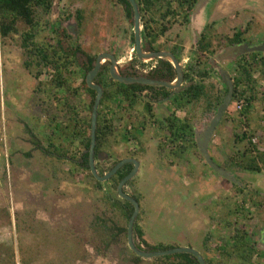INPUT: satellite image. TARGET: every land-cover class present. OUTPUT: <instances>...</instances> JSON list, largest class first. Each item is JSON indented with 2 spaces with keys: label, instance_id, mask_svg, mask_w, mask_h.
Returning <instances> with one entry per match:
<instances>
[{
  "label": "rangeland",
  "instance_id": "1",
  "mask_svg": "<svg viewBox=\"0 0 264 264\" xmlns=\"http://www.w3.org/2000/svg\"><path fill=\"white\" fill-rule=\"evenodd\" d=\"M55 2L56 10H51L45 16L36 40L38 45L59 48L57 44L60 39L63 40L62 49L70 52L75 48L80 49L75 53L76 63L69 65L67 74H64L69 76L67 86L70 92L77 91L75 97H70L64 90L55 92L51 83L54 70L50 66L30 64L19 37L11 35L5 41H0V264H13V261L14 264H22L23 259L25 264H176L160 257L135 261V255L127 247L125 234L116 232L117 228L124 229L126 226L107 200L111 196L119 199L113 183L109 180L101 183V189L95 187L89 172L77 164V158L84 152L82 145L68 135L71 129L84 131L88 135L85 122L89 119L87 105H90L92 98L81 84L87 72L84 69L87 57L109 52L119 60L128 57L132 51L131 22L124 16V6L108 0ZM217 3H220L228 18L219 27V34L216 35V30L209 28L214 46L221 43L223 36H231L247 24L250 32L245 35L246 41L255 43L260 40L255 34L258 31L264 33V0H217ZM77 10L83 17L80 28L76 26V30L73 28L71 32L73 34L63 35L60 28L64 29L66 23L73 20L76 24L74 18ZM187 24L181 17L171 20L169 29L158 43L163 44V49L176 51L184 70L191 67L198 71L200 68L196 66L195 49L186 29ZM23 27L20 23L18 29L22 31ZM128 58L137 63L132 53ZM146 61L149 66L155 64ZM124 62L118 66V74L133 69L135 65L128 59ZM222 66L233 77L234 67L227 68L226 62ZM107 67V61H104L102 68L107 70ZM254 76L258 85L247 119L239 118L236 104L231 103L226 116L219 123L217 137L222 148L217 149V155L224 167L231 162L227 168L235 164L232 160L236 153L240 154L249 147L248 139L235 141L244 132L251 137L252 146L264 152V75L256 73ZM102 80L109 82L106 75ZM193 81L199 82V76H195ZM189 83L186 81L185 86ZM204 83L213 86L211 98L223 94L224 88L217 81L215 72L205 78ZM217 87H221L220 90ZM64 97L69 100L67 104L62 100ZM211 100L194 102L180 115L191 121L194 129H202L215 112L209 109L210 105L215 107L216 103ZM71 106H76L74 109L77 108L80 114L76 119L69 111ZM167 107L168 103L158 107L157 118L163 119ZM127 115L128 112L124 120ZM116 117H107L108 120H115L112 124L114 131L103 148L105 152L101 153V159L106 157L105 154L112 159L100 164L98 170L107 173L116 159L132 154L144 166L148 164L155 168L158 174H154V178L151 174L147 176V171H141L134 182L125 187L128 194L141 198L139 224L147 242L153 245L171 243L177 247L189 238L193 247L207 254L211 264H239L240 260L229 258L218 250L222 248L221 239L228 244L227 249L231 248L230 237L234 236V229L237 228L248 236L251 233L257 253L264 252V248L257 245L255 235L264 223V170L262 175L236 170L240 182L238 186L245 189L242 193L243 190L236 191L232 183L206 166L199 151L192 147L182 162L175 160L169 163L180 170L174 171L171 179L168 176L164 179L161 171L168 161L158 156L162 130L147 126L135 152V141L122 140L119 131L123 122ZM154 119L157 120L156 117ZM80 127L84 129L80 130ZM49 140L59 149V153L76 160H64V155L60 159L49 156L52 152L48 146ZM141 146L145 154L139 149ZM216 147L219 148V144ZM46 149L50 152L46 153ZM200 172L203 175L200 176ZM247 173L252 175L251 181ZM215 176L228 186L227 195L225 191L214 190L217 182L210 177ZM199 180L204 192L203 200L201 202L196 196L189 200L186 197L194 193L193 183ZM184 181L189 182L188 187L184 186ZM248 196L253 202L243 204L245 209L241 213L235 210V215L229 219L233 222L232 227L225 228V221L222 222L221 217L226 218L223 214L227 208L236 209ZM200 202L204 203L200 205ZM196 205L202 207L203 222L199 221V215L195 218L184 215ZM96 216L107 221V228L94 225ZM192 228L197 231L191 232ZM205 239L206 247L203 246ZM11 252L14 260L6 259V254ZM241 253L244 254L243 251ZM252 262L264 264V255H255ZM206 264L209 262L206 261Z\"/></svg>",
  "mask_w": 264,
  "mask_h": 264
},
{
  "label": "trees",
  "instance_id": "2",
  "mask_svg": "<svg viewBox=\"0 0 264 264\" xmlns=\"http://www.w3.org/2000/svg\"><path fill=\"white\" fill-rule=\"evenodd\" d=\"M109 2H119L123 4L124 9V16L132 20L133 13L130 4L127 0H108ZM138 4V9L140 12V26L141 28V40H142V49L147 51H159L163 49V44L158 43L160 38L166 33L169 29V22L174 19H181L184 23H188V19L194 5L198 0H136ZM54 0H0V41H5L11 35L19 37L20 45L24 49L26 56L30 60V64L41 66L46 65L50 66L54 70V74L52 75L51 83L54 86L55 92L64 90L67 91L70 97H75L77 95V91L73 90L70 92V88L67 86L69 76H65L67 74V67L71 64L76 63L75 53L80 52L79 48H75L72 52L62 49L63 40H58L59 48H50L45 46L44 44H37V36L40 31L41 23L44 20L45 16H48L51 10H53ZM83 17L79 11H77V22L76 26L80 28V22L82 21ZM23 24V30L21 31L18 29L19 24ZM209 28L211 25H207L203 30L201 37L196 44L193 46L195 49V62L196 66L200 68V70L195 71L193 68L190 67L187 70L185 69L184 80L189 81L190 83L184 88V90L174 96L171 99V103L175 104L178 108L185 109L188 105L198 102L201 99H212L211 102L215 101V107L209 106L211 110H216L219 104L222 102L227 89L224 88V93L221 95L219 93L218 96H214L211 98V92L213 86H207L204 83V79L209 77L212 69L208 67V60L210 57L215 55L218 51L223 50L227 46L238 45L246 41L245 35L250 32V26L247 24L246 26L238 28L231 36H223L219 42L215 46L213 45V41L209 35ZM63 35L67 36V32L60 28ZM59 29V30H60ZM132 29V28H131ZM133 42V39H132ZM132 53V51H130ZM131 53L128 57L131 56ZM178 62L180 58L174 54ZM120 58L118 60V65H123L125 60H130V58ZM95 57L88 56L87 57V71L93 68V64L95 62ZM137 64L141 66L140 62ZM125 63V62H124ZM261 66V67H260ZM157 69L153 72L154 76H156L160 80L166 81H173L175 72L167 60L159 59L157 61ZM260 73V75H264V53H248L240 56L237 61L235 62V70L234 75L231 77L233 82V97L232 103L236 104L237 102H242V108L238 111L239 118H243L244 120L247 119L249 113L251 112V105L252 101L254 100V90L258 85V80L255 78V74ZM195 76H199L200 81L196 82L193 81ZM104 77L103 73H98L97 78L99 79V84L102 78ZM81 84L84 86L86 94L90 95L92 100L90 105H87V109L91 110L92 105L94 103L95 93L93 90L87 88V85L84 83V80H81ZM103 86V96L100 101V109L97 117V125H96V142H95V154H98L106 147L108 142V138L113 133V122L115 121L113 118L108 120L105 116H101V107L105 103L115 104L118 105L123 111L128 112V122L130 125H133L134 131L136 129H144L147 125V122L150 121L146 115H142L140 117H135L131 115L132 110L134 108V104L137 101V94L136 91L141 89H149L153 92V99L167 97L168 91L164 87H150V86H143L137 84L125 85L120 84L118 82H113V84L109 85L103 81L101 84ZM63 102L64 104L68 103V98L64 97ZM144 103L143 108L147 112V114L152 118V109L149 102L142 100ZM151 101V99H150ZM76 106H71L69 110L72 113V118L76 119L80 116L78 114V110L74 109ZM227 112L224 114L226 116ZM133 120V121H132ZM152 122V121H150ZM91 117L89 115V119L85 122L88 130L90 128ZM154 124H158V121H154ZM162 125L163 130L167 131L170 134L168 137L169 141L167 143H162V145L170 144L174 145L178 142L179 137L184 138L185 141L182 144L183 149H179V144L176 143L175 148L163 151L162 145L158 147V153L161 155L164 160H171L172 157L185 159V155L189 148L195 147V134H194V127L187 118L179 119L173 111L171 114L167 116L164 121L160 122ZM84 128L80 127V130ZM87 130V131H88ZM130 132L128 135L135 138V132ZM83 131L77 130H69L68 135L72 139H77L82 148L86 151L82 154V156L78 159V165L83 167L85 170L89 172L90 177L93 178L89 171L88 166V149L90 146V136L89 132L88 135L84 134ZM81 136L79 138V136ZM248 135L244 132L240 137H237L235 141L242 142L248 139L249 147H246L240 154H235L234 163L230 165L231 167L227 168L231 172H235L236 170L251 172V173H260L264 170V152L259 151L256 147H253ZM140 138H136L137 143L140 142ZM124 141H127L126 136L123 137ZM48 146L52 149L51 153H57L59 159L62 155H64V160H67V156L65 154L59 153V149L54 147L52 141L49 140ZM162 149V151H161ZM46 153H49V150H45ZM181 152V155H180ZM171 153V154H170ZM133 156H135L133 154ZM205 162V161H204ZM228 163L226 164L229 165ZM207 166V164L205 163ZM131 170L130 166H127L120 171L117 172L114 176L111 177L110 182L113 183L115 189L117 188L118 183L120 180ZM94 179V178H93ZM135 179H132L130 182H134ZM95 182V187L97 189H101V184L99 182ZM128 182L126 185H129ZM233 187L236 188V191L244 192L243 186L240 187L237 184H232ZM124 191L126 192L125 188ZM127 193V192H126ZM118 196V195H117ZM134 197V196H133ZM119 198V197H118ZM136 201L139 203L137 197H134ZM108 203L114 209L118 210V214L120 219L123 220L125 226L127 228L128 220L133 212L132 205L122 200L121 198L116 199L114 197L107 198ZM253 199L248 196L247 198L244 197L241 201L242 205L236 207V209H228L223 214L226 218L221 217V221H225V228L232 227L233 222H230L233 215L236 212H243L245 207L243 204L252 203ZM255 203V202H254ZM140 216L137 217L134 228H133V237L135 244L138 248L147 250V251H160V250H167L173 248L171 245H165L158 243L157 245H150L144 239V231L139 226L138 221ZM230 219V220H229ZM220 221V220H219ZM94 225H100V227L107 228V221L101 217L96 216L94 219ZM126 228L124 229H116L117 233H123L126 237ZM222 240V239H221ZM232 243L231 248L227 249L228 244L226 242H222L223 246L221 248V252L228 256L229 258L237 257V260H240L239 264H253V258L255 255H264L263 253H257L256 246L252 243L249 236L245 231L239 230L237 228L234 229V236L231 237ZM207 240L205 239L204 247H206ZM220 250V249H218ZM244 252L242 254L241 252ZM12 253V252H11ZM7 257L10 260H14V255L7 253ZM135 261H140L141 258L135 256ZM160 259L167 260V261H174L176 264H198L195 258H193L189 254H176L161 257ZM8 261V260H7ZM6 261V262H7ZM22 264H25L24 259L21 260ZM14 264V261H13Z\"/></svg>",
  "mask_w": 264,
  "mask_h": 264
},
{
  "label": "water",
  "instance_id": "3",
  "mask_svg": "<svg viewBox=\"0 0 264 264\" xmlns=\"http://www.w3.org/2000/svg\"><path fill=\"white\" fill-rule=\"evenodd\" d=\"M130 4L133 13V23H134V43H135V53L140 61L153 60V59H166L170 62L174 68L177 79L175 82L171 83L166 80H153L144 77H122L118 75L117 66L118 62L115 56L108 52L100 53L96 56L93 68L87 74L86 84L87 86L96 92L95 100L92 108L91 115V125H90V147H89V167L92 176L97 182H105L109 180L119 168L127 163H132V170L124 176L117 185L116 192L119 198L129 202L133 207V212L128 220L126 241L127 246L130 251L137 257L141 259H153L157 257H165L176 254H189L196 259L198 264H206L202 255L195 249L188 247H176L167 250L160 251H147L140 249L136 246L133 237V228L135 220L139 214V205L137 201L128 193L124 191L125 184L130 181L138 172L139 163L135 159H124L118 162L111 170L103 175H99L94 164L93 150L96 142V123H97V110L102 97V88L100 85L95 84L93 79L97 76L104 61L110 62L109 73L110 76L119 83L126 85L139 84L143 86H154V87H164L166 89H179L184 82L183 71L180 63L177 61L176 57L168 51H147L143 50L141 43V27H140V12L138 9V4L136 0H127ZM217 0H198L192 9L187 28L189 31V36L192 46H196L201 34L205 27L208 25V20L212 8L216 4ZM55 2L53 5V10H56ZM76 30V24L73 25ZM72 32V31H70ZM248 53H264V41L258 44L241 43L238 45H232L225 47L222 51L216 53L208 60V67L216 73V79L221 84L222 87H226L227 92L219 104L214 114L212 115L209 123L202 129L195 128V144L201 154L205 163L214 171L218 176L224 178L232 184L240 185L239 180L234 172L228 171L222 166L218 165L209 153V144L215 133L217 126L222 120L224 114L227 112L228 108L232 103L233 97V82L226 68L222 66L223 63H232L237 58ZM262 245H264V232L262 233Z\"/></svg>",
  "mask_w": 264,
  "mask_h": 264
},
{
  "label": "flooded vegetation",
  "instance_id": "4",
  "mask_svg": "<svg viewBox=\"0 0 264 264\" xmlns=\"http://www.w3.org/2000/svg\"><path fill=\"white\" fill-rule=\"evenodd\" d=\"M78 11V10H77ZM77 11L75 12V21L77 20ZM74 21V20H73ZM73 21H70L69 23L71 24H69V23H66V26H65V28H64V30L67 32V34H73V33H71L70 31H73V25L75 24ZM131 22V24H130V26H131V37H130V40H131V43H132V50H133V52H132V55L134 56V57H136L137 59H138V57L136 56V53H135V43H134V23H133V17H132V20L130 21ZM78 23V22H77ZM65 25V24H64ZM141 27V26H140ZM142 28V27H141ZM69 36V35H68ZM132 39H133V42H132ZM141 46H142V43H141ZM164 50H166V51H168V52H170V53H172L173 55L174 54H176V51L174 50V51H172V50H167V49H161V50H159V51H164ZM153 52H157V51H153ZM109 53V52H108ZM112 54V53H111ZM114 55V54H113ZM177 55V54H176ZM115 56V55H114ZM178 56V55H177ZM115 58H116V60H117V62H118V58L115 56ZM238 59V58H237ZM237 59L234 61V62H232V63H227V68H230L231 66L232 67H234V70H235V62L237 61ZM131 61H133V64L135 63V65L133 66V69H128L126 72H124V73H121V74H118L119 76H122V77H144V78H148V79H153V80H159L160 81V79H158L156 76H154V74H153V72L155 71V69H157L158 67H157V61L159 60V59H153V60H150V61H153V63H155V64H153V65H150L149 66V64H147L148 62L146 61H141L140 63H141V66L140 65H138L137 63H136V61L134 62V60L131 58L130 59ZM139 60V59H138ZM162 60H166V59H162ZM178 61V60H177ZM169 62V61H168ZM179 63H180V61H179ZM224 64V63H223ZM107 65H108V67H107V70H104L102 67H101V70L99 71V73H103L104 74V77H105V75L107 76V79H108V83H109V85H111V84H113V82H117L115 79H113L111 76H110V73H109V68H110V62L109 61H107ZM181 65V64H180ZM83 66V65H82ZM87 66H88V63L86 64V65H84V69H86V71H87ZM118 66H120V65H118ZM118 66H117V68H118ZM181 68H182V71H183V76H184V74H185V70H184V68L181 66ZM174 69V68H173ZM117 70V69H116ZM90 72V70H88L87 72H86V75H85V77H84V83L86 84V77H87V74ZM174 72H175V70H174ZM98 75V74H97ZM231 77V76H230ZM176 79H177V74H176V72H175V76H174V79H173V81H171V83H173V82H175L176 81ZM93 82L95 83V84H98V85H100L101 86V88H102V91H104V89H103V86L101 85L102 83H103V80H101L100 82H102V83H100L99 84V80H98V78H97V76L93 79ZM119 83V82H118ZM120 84H123V83H120ZM185 84H186V81L184 80V82L182 83V85H181V87L179 88V89H167V91H168V95H167V97H162V98H157V99H153V92H151L149 89H141V90H139L138 89V91H136V94H137V101H136V103L134 104V108H133V110H132V113H131V115L132 116H134V121H135V119H137V118H135V117H140V116H142V115H146V117L147 118H149L150 119V121H152V122H150V121H148L147 122V125H146V127L147 126H151V127H153L154 129H156V130H162L161 132H163V136H161V139H160V144L162 145V143H167L168 141H169V139H168V137H170V134H168V132L167 131H165V130H163V128H162V125L160 124V122H162V121H164V119L167 117V116H169L170 114H171V111H173L174 113H175V115L179 118V119H184L185 117H182L180 114L181 113H185V109H180V108H178L175 104H172L171 103V99L174 97V96H176V95H178V94H180L183 90H184V88L186 87L185 86ZM220 84V83H219ZM87 85V84H86ZM126 85V84H125ZM137 85H139V84H137ZM221 85V84H220ZM150 87H154V86H150ZM87 88H89L88 86H87ZM155 88V87H154ZM90 89V88H89ZM166 89V88H165ZM219 89V88H218ZM90 90H92V89H90ZM220 90V89H219ZM94 91V90H93ZM94 93H95V95H96V92L94 91ZM224 93V92H223ZM222 94V93H221ZM102 96H103V93H102ZM101 99H102V97H101ZM146 99V101L147 102H149V104H150V106H151V109H152V118L147 114V112L145 111V109L143 108V106H144V103H143V101L142 100H145ZM150 99H151V101H150ZM94 100H95V98H94ZM101 101V100H100ZM169 104V107H167V109L168 110H166L167 111V114H165L164 116H163V119L161 118H157V115L159 114V112H157L159 109H158V107L159 106H162L163 104L165 105V104ZM94 104V103H93ZM92 108H93V105H92ZM92 108H91V110H88L87 109V111H88V113H89V115H90V117H91V115H92ZM99 109H100V103H99V106H98V110H97V117H98V113H99ZM101 111H102V113H101V116L102 117H104L105 116V118L106 117H112V116H117L116 118L119 120V121H121V122H123L122 123V127L120 128V130L122 131H119V133L121 134V138H122V140H123V137L124 136H126V138H127V141H134V140H136V138H141L142 137V135L144 134V130L146 129V127L144 128V129H140V130H137L136 131V129H135V131H134V126L133 125H130V124H128V117L124 120V115L126 114V112L125 111H123V109H121L118 105H115V104H110V103H105L102 107H101ZM125 113V114H124ZM124 114V115H123ZM128 116V115H127ZM156 117V121H158V124H154L153 122L155 121V118ZM133 121V120H132ZM90 125H91V123H90ZM96 125H97V123H96ZM135 132V134H136V137L135 138H133V137H131L130 135H128V133L130 134V132ZM88 132H89V136H90V128H89V130H88ZM160 133V132H159ZM111 135H112V133H111ZM110 135V136H111ZM109 136V137H110ZM195 138V137H194ZM185 139V137L184 138H182V137H179V139H178V142H176V143H178L179 144V149L181 150V149H183L182 148V144L184 143V140ZM140 140V139H139ZM124 141V140H123ZM127 141H124V142H127ZM53 143V142H52ZM176 143L174 144V145H171L170 146V144H167L166 146L165 145H162V149H163V151H165L166 152V150L167 151H169V149H171V148H175V146H176ZM135 144H136V146H135V152H136V150L138 149V144L139 143H137L136 141H135ZM90 147V146H89ZM94 148H95V146H94ZM139 149H142V151H143V153L142 154H145V152L146 151H144V148H142V146H141V148H139ZM162 149H161V151H162ZM197 149V148H196ZM198 150V149H197ZM141 151V152H142ZM86 151L84 150V152H82L81 154H80V156L77 158V162H78V159L82 156V154L83 153H85ZM103 152H105L104 150H102L101 152H99L98 154H95V151L93 150V157H94V164H95V168H96V170H97V172H98V174L99 175H103V174H105V173H101L99 170H98V167H99V165L100 164H102V163H105L107 160H110V159H112L111 158V156H108V155H106L105 154V158L104 159H101V153H103ZM170 152V151H169ZM171 154V153H170ZM180 155H181V152H180ZM49 156H55V157H57L58 158V155H57V153H50L49 154ZM68 158H67V160H70V161H75L76 160V158L74 159L72 156H68V155H66ZM158 156H159V153H158ZM186 156V155H185ZM162 157V156H161ZM161 157H159V158H161ZM139 158V157H138ZM173 159H171V160H167L168 161V164H167V166L166 167H168V168H170V167H174V168H176L177 166L176 165H169V163H173L175 160H178L179 162H182L181 160V158H176V157H172ZM124 159H136V156H133V154L132 155H129V156H124V157H120V158H118V159H116L115 160V163H113V165L111 166V168L110 169H108L107 170V172L109 171V170H111L118 162H120V161H122V160H124ZM162 160H164L163 158H161ZM137 161H138V163H139V166H138V172H137V174L135 175V177H137V175H138V173H140L141 171H147V173H146V175L148 176V175H153V178H154V174H158L157 172L155 173V168H151L148 164L147 165H143V163H142V161H139L138 159H136ZM78 164V163H77ZM88 166H89V149H88ZM127 166H130L131 167V170H132V168H133V164L132 163H127V164H125V165H123L121 168H119L118 170H117V172L118 171H120L121 169H123V168H125V167H127ZM165 167V168H166ZM150 169H152V171L150 170ZM130 170V171H131ZM89 171H90V167H89ZM129 171V172H130ZM117 172L115 173V174H117ZM128 172V173H129ZM151 172V173H150ZM91 173V172H90ZM127 173V174H128ZM114 174V175H115ZM126 174V175H127ZM92 175V174H91ZM113 175V176H114ZM125 175V176H126ZM135 177L134 178H132V179H135ZM94 178V177H93ZM152 178V179H153ZM111 179V178H110ZM109 179V180H110ZM131 179V180H132ZM94 180H95V178H94ZM109 180H107V181H109ZM130 180V181H131ZM96 181V180H95ZM130 181H128V182H130ZM97 182V181H96ZM106 182V181H105ZM127 182V183H128ZM100 184L101 183H103V182H99ZM126 183V184H127ZM126 184H125V186H124V188L126 187ZM117 193V192H116ZM133 197V196H132ZM134 197H137L138 198V200H139V203H138V205H139V214H138V216H140V218H141V208H142V201H141V198L140 197H138L137 195L136 196H134ZM133 197V198H134ZM135 199V198H134ZM136 200V199H135ZM125 201V200H124ZM116 212L117 213H119L118 212V210L116 209ZM137 216V217H138ZM137 219V218H136ZM140 220V219H139ZM136 221V220H135ZM135 224V223H134ZM138 224H139V221H138ZM262 225L263 226H261L258 230H257V233L255 232V235H256V237H257V240H256V243H257V245H259V247H261V248H264V245H262L261 243H262V233L264 232V223H262ZM139 226H140V224H139ZM141 227V226H140ZM142 228V227H141ZM127 229V228H126ZM126 232H127V230H126ZM250 235H249V238H250V240H251V236H252V234L251 233H249ZM230 239H231V237H230ZM229 239V240H230ZM223 240L224 239H222V240H220L221 241V243L223 242ZM225 241V240H224ZM126 243H127V241H126ZM149 243V242H148ZM204 243H205V240L203 241V246H204ZM150 244V243H149ZM150 245H153V244H150ZM222 246H223V244H222ZM128 247V246H127ZM177 247H183V246H177ZM221 246H219V248H220ZM173 248H176V247H174L173 246ZM188 248H192V249H195L194 247H189L188 246ZM172 249V248H171ZM130 250V249H129ZM196 250V249H195ZM198 251V250H197ZM219 251H221V249L219 250ZM201 255H202V257H203V259H204V261H205V263H206V261H207V263L209 262V264H211V262H210V260L207 258V254H205V253H203V252H200V251H198ZM261 253H263V252H261ZM161 258V257H160ZM194 258V257H193ZM237 259V257L235 258V260Z\"/></svg>",
  "mask_w": 264,
  "mask_h": 264
},
{
  "label": "crops",
  "instance_id": "5",
  "mask_svg": "<svg viewBox=\"0 0 264 264\" xmlns=\"http://www.w3.org/2000/svg\"><path fill=\"white\" fill-rule=\"evenodd\" d=\"M228 18V16H227V14L226 13H224V11L222 10V8L220 7V3H217L216 2V4L214 5V7L212 8V11L210 12V16H209V20H208V24H209V26L211 25V28H213V29H215L216 30V35L217 34H219L221 31H219V27H221V24L223 23V22H225V19H227ZM186 29L188 30V28H187V26H186ZM262 29H263V31H264V26H262ZM235 32V31H234ZM260 32L261 31H258V33L257 34H255V37H257V38H259L260 40L259 41H257V42H255V43H252V42H245V43H249V44H252V45H254V44H258V43H260V42H263L264 41V33L262 34H260ZM223 33V32H222ZM225 34H227L228 35V33H226L225 32ZM260 34V35H259ZM214 56V55H213ZM211 58V57H210ZM209 58V59H210ZM231 68H232V66H231ZM211 76V75H210ZM262 83V82H261ZM217 88H221V87H217ZM263 104H264V101H263ZM221 122H222V120H221ZM221 125V124H220ZM220 125H218L217 126V128H216V130H215V133H214V135H213V137H212V139H211V141H210V144H209V153H210V155H211V157L213 158V160L218 164V165H220V166H222L223 168H225L226 170H228L227 168H226V166L224 167V165L222 164V162L218 159V155H217V153L219 152L217 149H221L222 148V146H220V142L218 141L219 140V137H217V136H219L218 135V130H219V128H220ZM216 137V138H215ZM219 144V148H217L216 146ZM178 170H180V169H178ZM177 170V168H174V167H170V168H165V167H163L162 168V174L164 175V179L168 176L169 178L168 179H171L172 177H173V174H175L174 173V171H178ZM183 170H185V168H183ZM229 171V170H228ZM161 172H160V174H161ZM262 172L263 171H261L260 173H257V174H259V175H262ZM180 173H182V172H180ZM183 173H185V172H183ZM235 174H237V172L235 171L234 172ZM201 174H202V172H200V176H201ZM205 174V173H204ZM247 174H249V173H247ZM203 175V174H202ZM245 175V174H244ZM258 175V176H259ZM252 176V175H251ZM251 176H250V174L248 175V178L250 179V181L252 180L251 179ZM218 177V176H217ZM236 177H237V179L239 180V178H238V176L236 175ZM211 179H213L214 181H216L217 183L215 184V189L214 190H218L219 192H226L225 193V195H227V193L229 192V188H228V186H226L223 182H219V178H216V176H215V178H212V177H210ZM256 178V177H255ZM210 179V180H211ZM202 180V179H201ZM201 180H199L198 182H194L193 183V191H194V193H191V194H186L187 195V197L186 198H188L189 200H191V199H193L195 196L197 197L196 199H198V200H200L201 202H202V200H203V197H204V194H202V193H204L203 192V188L201 187ZM209 180V181H210ZM169 181V183H171V181L170 180H168ZM203 181V180H202ZM220 184H221V186H220ZM184 186L185 187H188L189 186V182H185L184 181ZM187 190H190V189H187ZM186 190V191H187ZM218 192V193H219ZM217 193V192H216ZM206 195V194H205ZM200 202V205L201 204H203V203H201ZM184 215L185 216H192L193 218H195L196 216H198L199 215V221L200 222H203V213H202V207H200V208H198L197 207V205L195 206V208H192V209H189L186 213H184ZM188 221H190V219L189 220H186V222H188ZM194 227V226H193ZM196 228V227H195ZM195 228H192V231L191 232H193V231H197V229H195ZM147 241V240H146ZM165 245H171V246H173V244H171V243H167V244H165ZM176 245V244H175ZM179 246H183V247H193V243L192 242H190V240H189V238H187V241L186 242H183V243H181ZM195 248V247H194ZM196 250H198L197 248H195Z\"/></svg>",
  "mask_w": 264,
  "mask_h": 264
},
{
  "label": "built area",
  "instance_id": "6",
  "mask_svg": "<svg viewBox=\"0 0 264 264\" xmlns=\"http://www.w3.org/2000/svg\"><path fill=\"white\" fill-rule=\"evenodd\" d=\"M132 52H133V50H132ZM241 108H242V102H237L236 103V109L240 110Z\"/></svg>",
  "mask_w": 264,
  "mask_h": 264
},
{
  "label": "clouds",
  "instance_id": "7",
  "mask_svg": "<svg viewBox=\"0 0 264 264\" xmlns=\"http://www.w3.org/2000/svg\"><path fill=\"white\" fill-rule=\"evenodd\" d=\"M197 148V147H196ZM201 155V154H200Z\"/></svg>",
  "mask_w": 264,
  "mask_h": 264
},
{
  "label": "bare ground",
  "instance_id": "8",
  "mask_svg": "<svg viewBox=\"0 0 264 264\" xmlns=\"http://www.w3.org/2000/svg\"><path fill=\"white\" fill-rule=\"evenodd\" d=\"M177 90V89H176Z\"/></svg>",
  "mask_w": 264,
  "mask_h": 264
}]
</instances>
